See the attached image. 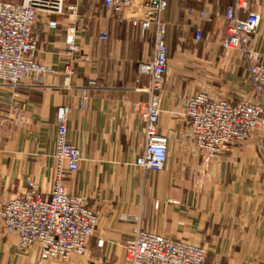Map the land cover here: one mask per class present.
<instances>
[{"label":"crops","instance_id":"crops-1","mask_svg":"<svg viewBox=\"0 0 264 264\" xmlns=\"http://www.w3.org/2000/svg\"><path fill=\"white\" fill-rule=\"evenodd\" d=\"M81 1L87 0L68 4ZM96 4L97 14L79 6L76 17L38 15L36 58L59 73L47 76L44 88L31 89L29 82L17 89L0 85V208L22 196L29 180L50 198L56 114L69 106L68 138L83 160L77 172L66 175L65 186L86 199L98 221L84 257L42 264H126L124 246L137 225L205 247L206 264H264V132L207 156L193 150L185 117L186 101L198 93L233 103L252 99L249 62L221 45L223 15L231 3L169 0L163 15L169 63L159 124L168 161L158 172L135 165L145 148L141 110L149 99V77L139 66L153 58L154 30L120 22L102 1ZM252 11L261 15L252 45L264 53V5ZM71 26L77 31L73 54L66 47ZM102 31L109 39H100ZM18 106L26 109L25 123L10 113ZM38 260L37 249L18 250L16 238L0 224V264Z\"/></svg>","mask_w":264,"mask_h":264},{"label":"built area","instance_id":"built-area-1","mask_svg":"<svg viewBox=\"0 0 264 264\" xmlns=\"http://www.w3.org/2000/svg\"><path fill=\"white\" fill-rule=\"evenodd\" d=\"M68 1H0V85L17 89L29 82L31 89H41L45 87L47 76L59 74L36 58L38 37L34 26L39 14L78 16L79 4H68ZM97 1H102L116 20L130 23L143 32L154 30L153 58L139 66V72L149 77V99L141 110L145 148L135 165L146 171H161L168 161L167 138L160 135L159 124L169 63L163 21L169 0H87L93 5ZM214 1L231 3L223 15L225 35L221 45L225 50L241 52L249 62L253 96L233 103L198 93L186 101L185 117L189 122L193 150L207 156H217L227 147L243 143L257 132H264V53L252 45L261 21V15L252 11V6L264 5V0ZM201 15L206 16L204 12ZM76 33L74 26L68 29L66 47L69 54L78 50ZM99 37L107 40L109 33L102 31ZM201 40L202 32L197 30L195 41ZM69 67L64 71L66 87L71 74ZM87 104L88 97L84 93L82 107ZM71 111L69 106H61L56 114L58 131L50 198L40 192L35 181L29 180L22 196L11 199L0 208V224L16 238L18 250L35 248L39 251L37 264L46 260L68 261L84 257L97 226L98 218L87 207L86 199L71 195L65 186L66 175L77 172L83 160L79 148L68 138ZM10 113L22 123L26 122L24 107H15ZM99 245L102 246L103 242L100 241ZM124 251L126 264H206L208 258V251L199 244L149 233L141 230L139 225L133 228V237L125 244Z\"/></svg>","mask_w":264,"mask_h":264},{"label":"rangeland","instance_id":"rangeland-1","mask_svg":"<svg viewBox=\"0 0 264 264\" xmlns=\"http://www.w3.org/2000/svg\"><path fill=\"white\" fill-rule=\"evenodd\" d=\"M69 2V1H68ZM79 6H80V10H83V11H89L91 13H99V5L98 4H89L87 1H81L78 3Z\"/></svg>","mask_w":264,"mask_h":264}]
</instances>
